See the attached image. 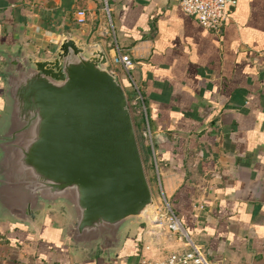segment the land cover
Masks as SVG:
<instances>
[{
	"label": "crops",
	"instance_id": "obj_1",
	"mask_svg": "<svg viewBox=\"0 0 264 264\" xmlns=\"http://www.w3.org/2000/svg\"><path fill=\"white\" fill-rule=\"evenodd\" d=\"M108 8L0 0V52L50 57L68 32L99 42L108 60L127 54L132 67L114 66V75L139 105L161 197L209 261L264 264V0H236L219 31L201 27L179 0H109ZM62 225L61 211L34 228L0 222V264H137L184 247L150 217L115 256L87 255L61 237Z\"/></svg>",
	"mask_w": 264,
	"mask_h": 264
},
{
	"label": "water",
	"instance_id": "obj_2",
	"mask_svg": "<svg viewBox=\"0 0 264 264\" xmlns=\"http://www.w3.org/2000/svg\"><path fill=\"white\" fill-rule=\"evenodd\" d=\"M0 57V222L34 228L61 211L58 231L72 248L115 256L155 203L102 46L65 32L50 57Z\"/></svg>",
	"mask_w": 264,
	"mask_h": 264
},
{
	"label": "built area",
	"instance_id": "obj_3",
	"mask_svg": "<svg viewBox=\"0 0 264 264\" xmlns=\"http://www.w3.org/2000/svg\"><path fill=\"white\" fill-rule=\"evenodd\" d=\"M108 1L102 0V8L105 12H108L109 9ZM235 4L236 0H179L181 10L193 17L201 27L210 31L220 30ZM108 61L109 66L112 67L119 66L124 70L132 67L129 56L118 51ZM109 71L114 74L112 68H109ZM128 105L135 113L140 112L136 98L128 101ZM162 200L164 208L159 212L155 206V212L151 217L152 225L154 228H164L167 235H176L184 247L176 248L160 257L142 258L137 264H219L209 261L201 250L190 241L179 216L170 208L164 198Z\"/></svg>",
	"mask_w": 264,
	"mask_h": 264
},
{
	"label": "rangeland",
	"instance_id": "obj_4",
	"mask_svg": "<svg viewBox=\"0 0 264 264\" xmlns=\"http://www.w3.org/2000/svg\"><path fill=\"white\" fill-rule=\"evenodd\" d=\"M109 68H112L113 70H116L114 67L112 66H108V70ZM127 106H128V109H129V113H130V116H131V119H132V122H133V128H134V132H135V138H136V142H137V145H138V149H139V154H140V157H141V161H142V165H143V170H144V174H145V178L147 180V183H148V186H149V189L151 191V194H152V197H153V200H154V203H155V206L158 208V211H162L163 208H164V203H163V200H162V197H161V194L159 192V188H158V183L157 181H152L151 180V170L150 168L148 167L147 163L145 162V159H144V155H143V150H142V136L141 134L138 132V129H137V124L136 122L138 121L137 119V116H136V113L134 112V110L130 107V105H128V101H127ZM166 200V199H165ZM167 201V200H166ZM168 202V201H167ZM169 204V203H168ZM153 216V215H152ZM151 216V217H152ZM200 249V248H199Z\"/></svg>",
	"mask_w": 264,
	"mask_h": 264
},
{
	"label": "trees",
	"instance_id": "obj_5",
	"mask_svg": "<svg viewBox=\"0 0 264 264\" xmlns=\"http://www.w3.org/2000/svg\"><path fill=\"white\" fill-rule=\"evenodd\" d=\"M126 98H127V96H126ZM127 101H128V98H127ZM142 150H143V155H144L145 162L147 163L148 167L151 168V167H152V166H151V163H150V161L148 160V157H149V154H150V149H149L148 144L144 145V144L142 143ZM151 180H152L153 182L155 181V179H154L153 176H151Z\"/></svg>",
	"mask_w": 264,
	"mask_h": 264
}]
</instances>
